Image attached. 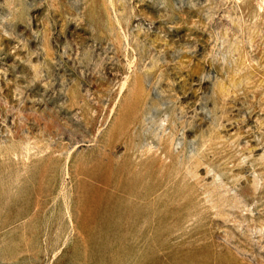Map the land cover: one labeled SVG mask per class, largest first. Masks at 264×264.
Masks as SVG:
<instances>
[{
    "label": "rangeland",
    "instance_id": "obj_1",
    "mask_svg": "<svg viewBox=\"0 0 264 264\" xmlns=\"http://www.w3.org/2000/svg\"><path fill=\"white\" fill-rule=\"evenodd\" d=\"M0 264H264V0H0Z\"/></svg>",
    "mask_w": 264,
    "mask_h": 264
},
{
    "label": "bare ground",
    "instance_id": "obj_2",
    "mask_svg": "<svg viewBox=\"0 0 264 264\" xmlns=\"http://www.w3.org/2000/svg\"><path fill=\"white\" fill-rule=\"evenodd\" d=\"M253 86V85H252ZM223 99H224V97H223ZM135 212V211H134Z\"/></svg>",
    "mask_w": 264,
    "mask_h": 264
}]
</instances>
